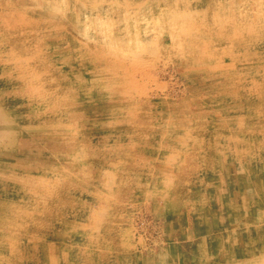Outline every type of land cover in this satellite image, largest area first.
<instances>
[{
    "label": "rangeland",
    "instance_id": "374dc122",
    "mask_svg": "<svg viewBox=\"0 0 264 264\" xmlns=\"http://www.w3.org/2000/svg\"><path fill=\"white\" fill-rule=\"evenodd\" d=\"M0 264H264V0H0Z\"/></svg>",
    "mask_w": 264,
    "mask_h": 264
},
{
    "label": "bare ground",
    "instance_id": "6f19581e",
    "mask_svg": "<svg viewBox=\"0 0 264 264\" xmlns=\"http://www.w3.org/2000/svg\"><path fill=\"white\" fill-rule=\"evenodd\" d=\"M24 12V11H23ZM256 13V12H255ZM100 27V26H99ZM240 27V26H239ZM106 37V36H105ZM24 38V37H23ZM106 39V38H105ZM37 48V47H36ZM203 54V53H202ZM10 125V124H9ZM11 126V125H10Z\"/></svg>",
    "mask_w": 264,
    "mask_h": 264
}]
</instances>
